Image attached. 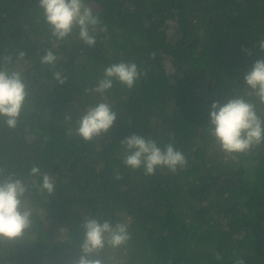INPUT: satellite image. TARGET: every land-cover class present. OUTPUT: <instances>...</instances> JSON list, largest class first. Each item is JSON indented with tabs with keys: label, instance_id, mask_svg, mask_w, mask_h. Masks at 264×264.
Returning a JSON list of instances; mask_svg holds the SVG:
<instances>
[{
	"label": "trees",
	"instance_id": "trees-1",
	"mask_svg": "<svg viewBox=\"0 0 264 264\" xmlns=\"http://www.w3.org/2000/svg\"><path fill=\"white\" fill-rule=\"evenodd\" d=\"M86 3L106 30L92 48L79 39L57 44L68 77L60 85L39 62L52 43L38 0H0V56L27 53L10 67L30 88L18 127L0 121V167L26 177L36 165L56 180L52 195L32 190V227L0 241V264H74L89 215L129 224L130 244L106 250L108 264H264V144L233 160L208 130L211 104L243 89L260 58L264 0ZM121 61L144 73L136 85L94 92L104 68ZM99 102L118 119L86 142L75 129ZM133 133L173 144L187 166L153 175L126 167L120 142Z\"/></svg>",
	"mask_w": 264,
	"mask_h": 264
},
{
	"label": "clouds",
	"instance_id": "clouds-1",
	"mask_svg": "<svg viewBox=\"0 0 264 264\" xmlns=\"http://www.w3.org/2000/svg\"><path fill=\"white\" fill-rule=\"evenodd\" d=\"M44 22L49 28L52 47L39 57L42 65L52 70L55 81L62 85L67 80L64 70L58 68L60 57L55 48L58 43L79 39L92 48L97 43L101 20L93 13L86 0H38ZM260 58L244 74V87L229 96L225 102L214 101L209 110V133L226 157L236 160L239 155L251 152L264 144V39L254 45ZM248 55L252 51L242 48ZM23 50L0 56V121L10 130L20 123L30 96L24 73L12 65L24 61ZM144 75L135 62H118L104 68V74L93 89L101 95L112 89L114 82L132 89ZM65 119L70 120V116ZM118 114L106 102L89 107L79 118L75 134L86 142L110 132ZM124 148L123 163L133 170L142 169L145 175L155 174L157 168H167L172 173L187 166L184 153L171 143L161 147L152 138L133 133L121 140ZM119 179V175H117ZM33 189L54 194L56 180L53 175L33 165L27 176L6 166L0 167V241L22 239L32 227L34 209L29 202ZM80 254L74 264H108L106 250L126 248L132 233L129 224L89 215L80 224ZM215 258L222 257L216 253ZM234 264H246L237 257Z\"/></svg>",
	"mask_w": 264,
	"mask_h": 264
}]
</instances>
